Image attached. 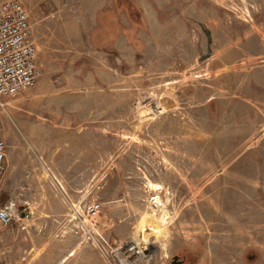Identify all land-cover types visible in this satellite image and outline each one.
<instances>
[{"label":"rangeland","instance_id":"rangeland-1","mask_svg":"<svg viewBox=\"0 0 264 264\" xmlns=\"http://www.w3.org/2000/svg\"><path fill=\"white\" fill-rule=\"evenodd\" d=\"M16 1L40 77L0 112V264H120L142 226L133 264H264V0Z\"/></svg>","mask_w":264,"mask_h":264},{"label":"built area","instance_id":"built-area-1","mask_svg":"<svg viewBox=\"0 0 264 264\" xmlns=\"http://www.w3.org/2000/svg\"><path fill=\"white\" fill-rule=\"evenodd\" d=\"M40 77L36 65V47L31 39L28 16L16 0H0V112L4 100L25 91ZM6 144L0 140V183L5 171ZM101 204L90 202L75 217L80 238L90 241L100 254L115 253L100 235L97 221ZM19 219L13 202L0 208V226H9Z\"/></svg>","mask_w":264,"mask_h":264},{"label":"bare ground","instance_id":"bare-ground-1","mask_svg":"<svg viewBox=\"0 0 264 264\" xmlns=\"http://www.w3.org/2000/svg\"><path fill=\"white\" fill-rule=\"evenodd\" d=\"M148 231L144 226H142L141 232H143V236L140 234L141 236L131 245V248H128L123 254L119 253L120 264H133V261L135 262L136 259L140 257V251L145 247V245L147 246V240L149 239L147 236Z\"/></svg>","mask_w":264,"mask_h":264},{"label":"flooded vegetation","instance_id":"flooded-vegetation-1","mask_svg":"<svg viewBox=\"0 0 264 264\" xmlns=\"http://www.w3.org/2000/svg\"><path fill=\"white\" fill-rule=\"evenodd\" d=\"M109 24V23H108ZM111 25V24H109ZM193 259H191V257L187 254V253H181L179 255L176 256V260L175 263H179V264H192Z\"/></svg>","mask_w":264,"mask_h":264},{"label":"water","instance_id":"water-1","mask_svg":"<svg viewBox=\"0 0 264 264\" xmlns=\"http://www.w3.org/2000/svg\"><path fill=\"white\" fill-rule=\"evenodd\" d=\"M175 260H176V256H173L171 260V264H179V263H175Z\"/></svg>","mask_w":264,"mask_h":264}]
</instances>
